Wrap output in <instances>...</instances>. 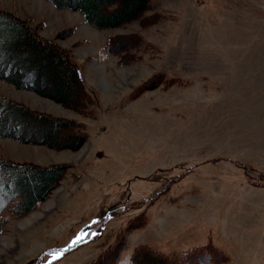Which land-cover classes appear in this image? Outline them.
<instances>
[{"label":"rangeland","instance_id":"obj_1","mask_svg":"<svg viewBox=\"0 0 264 264\" xmlns=\"http://www.w3.org/2000/svg\"><path fill=\"white\" fill-rule=\"evenodd\" d=\"M0 11L68 50L98 102L83 117L0 80L1 97L87 134L76 151L0 137L1 162L66 168L42 203L4 212L0 264H94L121 237L116 264L141 245L179 255L207 244L223 264H264V0H152L143 17L156 24L104 30L45 0H0ZM130 34L144 46L118 66L105 42ZM157 73L176 82L132 99Z\"/></svg>","mask_w":264,"mask_h":264},{"label":"trees","instance_id":"obj_2","mask_svg":"<svg viewBox=\"0 0 264 264\" xmlns=\"http://www.w3.org/2000/svg\"><path fill=\"white\" fill-rule=\"evenodd\" d=\"M45 1L57 9L80 13L85 22L97 30L114 29L133 21H138L143 28L157 23L152 17H143L151 10L152 0ZM112 5L115 6L110 8ZM128 36L107 38L105 42L106 54L116 57L118 66L135 63L138 58L132 52L144 46L137 36ZM129 40L130 44H127ZM0 80L18 90L34 91L83 117L90 115V107L94 101L98 103L94 91L87 87L79 66L68 50L60 48L53 41L38 38L26 22L21 23L2 11ZM175 82L176 80H166L163 75L157 73L142 82L130 95L133 99L161 85L163 88L169 87ZM12 124H21L23 131L12 135L8 130V126ZM85 131L83 124L33 113L0 96L2 138L76 151L87 140ZM65 169L63 166H16L0 161V230L5 225L6 210H9L12 216L18 217L29 212L36 204L42 203L52 186L61 179ZM144 218L139 216V220L131 221L126 231L143 227ZM122 238L121 242L111 246L94 264H116L120 252L127 246ZM209 254L211 264H223L228 260L227 256L212 244L196 247L179 255L162 253L141 245L133 250L128 264H198L202 257Z\"/></svg>","mask_w":264,"mask_h":264},{"label":"snow or ice","instance_id":"obj_3","mask_svg":"<svg viewBox=\"0 0 264 264\" xmlns=\"http://www.w3.org/2000/svg\"><path fill=\"white\" fill-rule=\"evenodd\" d=\"M80 238H81L80 236H76L73 240L70 241L68 247L75 245ZM51 255H52L53 259L58 260L60 258V255H62V252L60 253V255H57L56 253H52ZM198 264H211L210 254L206 257H202V259L200 261H198Z\"/></svg>","mask_w":264,"mask_h":264}]
</instances>
